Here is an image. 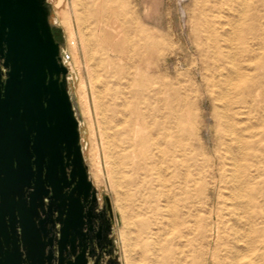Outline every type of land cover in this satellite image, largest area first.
I'll return each instance as SVG.
<instances>
[{
	"label": "bare ground",
	"instance_id": "1",
	"mask_svg": "<svg viewBox=\"0 0 264 264\" xmlns=\"http://www.w3.org/2000/svg\"><path fill=\"white\" fill-rule=\"evenodd\" d=\"M240 17L239 30L225 33L230 43L237 39L226 51L210 24L203 35L195 31L212 107L209 146L199 141L198 111L182 87L147 79L136 108L101 93L94 98L95 107L106 103L112 127L99 128L108 143L102 151L114 145L132 187L133 244L143 264H203L207 257L209 264H264V163L259 139L250 138L251 119L264 115V0L245 1ZM93 161L98 179L96 152Z\"/></svg>",
	"mask_w": 264,
	"mask_h": 264
},
{
	"label": "rangeland",
	"instance_id": "2",
	"mask_svg": "<svg viewBox=\"0 0 264 264\" xmlns=\"http://www.w3.org/2000/svg\"><path fill=\"white\" fill-rule=\"evenodd\" d=\"M245 1L251 2L47 0L50 20L60 28L57 32L61 38L60 54L68 68L67 85L79 120V141L84 162L96 188L98 201L103 202L104 195L109 198L112 236L120 264H143L139 260V249L133 244L135 226L131 222L132 187L128 188L123 180L126 168L119 166L118 157H114L116 152L111 148L114 145H110L108 151H102L103 141L105 146L108 143L99 128L112 127L106 103L96 100L98 104L95 107L94 98L98 99L96 97L101 93L115 97L116 103L122 102L128 108H136L139 105L141 87L147 79L153 85L159 79L175 87H182L192 96V111H198L196 121L200 129L199 141L209 146L210 129L213 125L210 113L212 107L204 99L206 70L195 31L197 29V33L199 31L203 35L207 23L210 24L221 33L218 41L225 51L228 50L237 44V39L233 36L230 43L225 33L232 30L233 34L239 30L240 13ZM61 13L65 15L64 21ZM157 40H162L166 45L152 47ZM200 92L201 96L197 97ZM261 113L264 114V111ZM121 115L123 116L121 113L117 114L118 119H122ZM125 115H128L127 112ZM251 122L253 134L250 138L259 139V159L252 157V161L258 159L264 163V115L258 123L255 119H251ZM129 126L132 128L135 124L132 122ZM137 126L140 127V124ZM108 141L113 143L110 130ZM193 144L196 145V142L193 141ZM95 152L100 172L98 179L94 172ZM109 169L112 170L111 173H108ZM117 180L118 186L112 183ZM203 264H209L208 257Z\"/></svg>",
	"mask_w": 264,
	"mask_h": 264
},
{
	"label": "water",
	"instance_id": "3",
	"mask_svg": "<svg viewBox=\"0 0 264 264\" xmlns=\"http://www.w3.org/2000/svg\"><path fill=\"white\" fill-rule=\"evenodd\" d=\"M58 31L47 0H0V264H44L56 223L59 253L73 249L83 206L97 204Z\"/></svg>",
	"mask_w": 264,
	"mask_h": 264
},
{
	"label": "flooded vegetation",
	"instance_id": "4",
	"mask_svg": "<svg viewBox=\"0 0 264 264\" xmlns=\"http://www.w3.org/2000/svg\"><path fill=\"white\" fill-rule=\"evenodd\" d=\"M88 198L82 209L83 222L73 233V249L66 243L59 253L57 241L60 224L56 223L51 231L54 236L52 244L45 249V254L50 255V259L44 260V264H75L77 261L79 264H114V258L117 257L112 236V216L104 200L100 203L97 198L96 206H91L90 197ZM41 215L44 216L43 213ZM21 257L26 258L25 253L22 252ZM21 264L29 262L22 261Z\"/></svg>",
	"mask_w": 264,
	"mask_h": 264
}]
</instances>
